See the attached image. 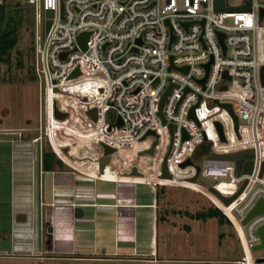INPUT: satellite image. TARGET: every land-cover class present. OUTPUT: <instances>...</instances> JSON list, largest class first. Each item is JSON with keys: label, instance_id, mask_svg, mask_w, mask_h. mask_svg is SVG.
Masks as SVG:
<instances>
[{"label": "built area", "instance_id": "obj_1", "mask_svg": "<svg viewBox=\"0 0 264 264\" xmlns=\"http://www.w3.org/2000/svg\"><path fill=\"white\" fill-rule=\"evenodd\" d=\"M26 1L35 8V67L46 81L48 128L54 120L71 119L79 131L72 138L83 140L85 155L91 156L82 161L87 168L80 169L66 160L47 132L57 155L93 180L149 184L155 193L167 185L205 193L236 229L243 262L264 264L257 262L264 258V247L259 258L252 257L253 246L261 242L257 229L264 224V212L243 223L264 199V3L231 6L224 0L231 9L218 10L216 0ZM1 5L2 0L0 11ZM41 9L53 10V16L46 15L51 25L44 39L39 35ZM83 33H89L86 49L79 41ZM55 103L68 113L65 119L55 117ZM108 108L117 110L115 121L107 119ZM106 146L114 151L106 153ZM73 149L70 145L68 153ZM243 150V156L253 154L250 173L243 172L247 160L237 174L240 158L210 157ZM205 152L204 163H197L195 156ZM105 156L111 160L102 169ZM134 166L141 175L129 174ZM201 178L215 181L211 186L225 196L235 194L245 180L247 184L225 204ZM82 194H89L90 201H80ZM112 196L77 187L71 203L111 206L97 199ZM152 207H157L156 198Z\"/></svg>", "mask_w": 264, "mask_h": 264}, {"label": "rangeland", "instance_id": "obj_2", "mask_svg": "<svg viewBox=\"0 0 264 264\" xmlns=\"http://www.w3.org/2000/svg\"><path fill=\"white\" fill-rule=\"evenodd\" d=\"M247 1L227 0V3L234 6ZM259 1L264 3V0ZM2 3L8 17L10 14H15V10L22 6L24 18L19 29V43L11 51L10 62L2 63L0 71V264H245L240 239L228 218L224 223H220L217 217L204 220L195 219L189 215L196 214L206 206L215 207L212 200L199 190L173 185L159 186L158 247L152 254V224L143 218L139 221L137 248L121 251V253L111 254L96 251L82 257H70L33 252L31 246L25 252L2 250L6 249V245H8L2 231H10L13 212L15 213L13 218L16 238L26 237L28 240L33 238L32 230H29L30 233L22 230V224L26 220L19 218L18 214L23 213L22 215L26 217L30 209L26 206L28 202H24L22 196H18V189L23 178L22 170L24 168L22 165H26L28 157L41 156L42 150H54L47 132L51 134L55 146L63 156H67L72 162L82 164V161L91 156L88 155L90 153L85 155L87 150L83 140L72 138L71 134L74 135L79 131L76 132V126L70 125L69 121L57 122L54 120V124H50L48 128L46 81L44 74L42 78L37 76L35 67L34 6L27 3L26 0H2ZM262 23H264V19ZM39 35L43 39L46 36V11L42 9L40 11ZM117 115L118 112L115 108H108L107 119L109 121H115ZM36 138H39V141H35ZM74 142H78L80 150H77ZM60 145L62 148L59 147ZM70 145L73 146V151L70 154L64 152L63 146L69 147ZM13 146H15V153H13ZM207 154L208 152H205L200 156H195L197 163H204ZM71 155L77 156L78 160L75 161L69 157ZM13 156H16V161ZM251 158H253V154L248 152L236 162L237 174L242 173V164ZM11 165H13V172L7 169ZM82 166L87 168V164H82ZM88 170L100 174L91 167ZM108 174H111L110 171ZM50 178L51 176H47L46 179L47 197L51 191ZM199 182L205 186L215 183L210 178H201ZM97 183L101 187L114 185V182L106 180H97ZM13 188L16 189L14 208L10 204V193ZM139 193L141 199H153L152 191L144 184L139 185ZM82 196L87 197L89 194H82ZM210 196L217 200L213 194ZM90 199L92 201L93 197ZM149 211L147 208H140L142 215L148 214ZM100 224L98 234L78 235L79 247L90 250L93 249L94 242L98 241L101 249H114L115 219L101 216ZM35 237L39 243L41 239L39 230ZM129 245L133 246V244ZM261 253L259 250L252 251V257L259 258Z\"/></svg>", "mask_w": 264, "mask_h": 264}, {"label": "crops", "instance_id": "obj_3", "mask_svg": "<svg viewBox=\"0 0 264 264\" xmlns=\"http://www.w3.org/2000/svg\"><path fill=\"white\" fill-rule=\"evenodd\" d=\"M12 143V142H11ZM13 145V144H12ZM15 153V146H13ZM43 151L41 156H29L26 160L23 178L19 183L18 196H22L24 202H28L30 209L28 215L23 216L19 213V218L26 220L22 224V230L29 232L32 230L33 238L28 240L16 238L15 220L12 213V226L10 231L3 232L6 238V249L3 251H27L31 246V251L39 253H50L63 256L82 257L83 255L93 254L96 251L109 252L111 254L121 253L137 248L139 221L145 219L152 224V251L157 250L158 231L157 225L160 219V209L152 207L156 198L159 204V190L154 192L149 184H144L153 193V199H141L139 185L131 182H124L121 186L115 182L114 185L101 187L97 179L82 175L81 172L73 169L64 160V165L56 164L53 169H45L43 164ZM16 161V156H13ZM68 162L75 164L80 169H84L82 164H76L71 160ZM69 166V167H67ZM16 167V166H15ZM14 167V168H15ZM71 167V168H70ZM7 168V167H6ZM13 172V165L7 168ZM93 172V171H92ZM80 173V174H79ZM97 174L96 172H94ZM51 176V191L49 197L46 195V179ZM87 189L94 188L98 193L114 194L112 197L98 198V202H105L111 206H74L71 202L74 198L75 188ZM16 189L10 193V204L14 208ZM84 197L80 201H89ZM24 205V207H26ZM140 208H147L150 211L142 215ZM19 212V210H16ZM21 212V210H20ZM103 217H113L115 219V244L114 249H101L98 241L94 242L93 249L86 250L79 247L78 235L86 233L98 234L100 231V219ZM14 220V221H13ZM40 232V241L37 243L35 235ZM26 238V239H25ZM31 243V245H30ZM129 244H133L130 246ZM88 253V254H87ZM153 257V256H152Z\"/></svg>", "mask_w": 264, "mask_h": 264}, {"label": "water", "instance_id": "obj_4", "mask_svg": "<svg viewBox=\"0 0 264 264\" xmlns=\"http://www.w3.org/2000/svg\"><path fill=\"white\" fill-rule=\"evenodd\" d=\"M216 7L218 10H224V9H231V8H227L224 6V0H216ZM244 9H249V7H244ZM46 15L48 17H51L53 16V10H47L46 11ZM261 15H264V10H262V13ZM51 25V20L48 19L47 22H46V28L47 30L49 29ZM88 35L89 33H83L79 36V41L80 43L82 44L83 48L86 49L87 47V40H88ZM63 58H65L66 56V53H63L61 55ZM209 66V65H207ZM79 73V70H76L72 76H76L78 75ZM262 81H263V84H264V66L262 68ZM171 88V87H170ZM169 91V90H168ZM167 91V93H168ZM167 93L164 95L163 99H162V102H161V107L163 105V102L165 100V97L167 95ZM230 110H232V106L231 104H225ZM94 118H96V109H92L90 110L89 112ZM161 113V112H160ZM54 115L55 117H57L58 119H65L67 116H68V113L67 112H64V111H61L59 110V108L57 107V104L55 103V107H54ZM191 115H194V110L192 109V112H191ZM236 122H237V118H236ZM119 124H121V122H119ZM217 126L219 128V131L220 133L222 134L223 136V131H222V126L221 124L218 122L217 123ZM187 137V136H186ZM63 150L64 152L68 153L69 152V147L68 146H65L63 147ZM114 149L109 147V146H106V153H111L113 152ZM252 151V150H251ZM149 152H153V148H151L149 150ZM246 151H240V152H236V153H230V154H211V158H217V159H227V160H238L239 158H241L243 156V154L245 153ZM111 158L110 156H105L101 159V168L103 169L105 167V165H107L109 162H110ZM188 162H191V160H189ZM253 169V160H247L245 163H244V166H243V172L245 173H250ZM164 175L165 176H168L169 175V172H168V169L166 167V164L164 165ZM131 175H141V172H139V170L137 169L136 166L133 167L132 171L129 173ZM197 177L194 178V180H196ZM247 184V180H245L243 182V184L241 185V187L237 190V192L231 196H225L223 195L219 190H217L215 187L211 186L210 189L219 197L223 200V202L225 204H230L232 203L237 197L238 195L244 190L245 186ZM261 212H264V199H259L257 201V203L255 204V206L249 211V213L247 214V216L243 219V223L246 224L252 217H254L256 214L258 213H261ZM257 233L259 234L260 236V239H261V242L254 245L253 246V251H257V250H260L264 247V224L259 226L258 229H257ZM264 261V258H259L257 259V262H262Z\"/></svg>", "mask_w": 264, "mask_h": 264}, {"label": "trees", "instance_id": "obj_5", "mask_svg": "<svg viewBox=\"0 0 264 264\" xmlns=\"http://www.w3.org/2000/svg\"><path fill=\"white\" fill-rule=\"evenodd\" d=\"M23 7L20 6L15 10V14L7 16L3 3L0 11V71L1 64L8 63L11 59V51L14 50L20 39L19 29L23 22ZM1 79V74H0ZM56 164L64 165V161L57 155L54 150L46 149L43 151V164L45 169H53ZM187 214H189L187 212ZM195 219H208L217 217L220 223H224L227 218L219 207H207L196 214H189ZM229 220V219H228ZM230 221V220H229Z\"/></svg>", "mask_w": 264, "mask_h": 264}, {"label": "bare ground", "instance_id": "obj_6", "mask_svg": "<svg viewBox=\"0 0 264 264\" xmlns=\"http://www.w3.org/2000/svg\"><path fill=\"white\" fill-rule=\"evenodd\" d=\"M67 121H69V122H70V121H71V119H69V120H67ZM59 151H60V150H59ZM60 153H61V152H60ZM61 154H62V153H61ZM64 157H65L66 159H68V157H67V156H64ZM68 160H69V159H68Z\"/></svg>", "mask_w": 264, "mask_h": 264}]
</instances>
